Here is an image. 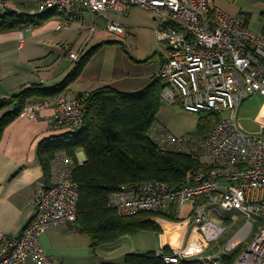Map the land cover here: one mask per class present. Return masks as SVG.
<instances>
[{
    "label": "built area",
    "instance_id": "2783aa9c",
    "mask_svg": "<svg viewBox=\"0 0 264 264\" xmlns=\"http://www.w3.org/2000/svg\"><path fill=\"white\" fill-rule=\"evenodd\" d=\"M16 3H34L41 13L58 11L62 16L54 23L55 32L71 29L69 15L75 9L89 11L105 20L108 33L129 45L134 38L129 27L106 15L122 17L141 7L156 16L158 41L167 46L158 74L164 85L162 101L193 114L214 113L221 118L203 135L177 137L155 127L152 135L158 145L189 155L203 167L190 172L182 187L155 180L125 184L110 197L109 207L124 217L152 213L179 219L183 208L190 207L182 222L175 224L180 236L178 243L169 247L172 255L157 252L165 264L199 260L226 264L225 258L242 245L245 250L232 264H264V118L259 119L263 126L259 134L247 133L238 120L249 98L264 97V35L250 30L248 17L211 6L209 0H0V7ZM90 33L95 34L96 28ZM77 57L70 55L72 60ZM51 106L52 131L67 133L82 128L86 107L79 97L59 95L31 101L23 116L37 120ZM230 111L235 118H223ZM75 167L66 154L53 160L49 183L34 202V219L19 237L0 234V264H23L29 259L52 264L41 237L78 219L80 191L74 181ZM218 219H233L234 225L242 220L245 223L221 256L203 259L202 253L228 230Z\"/></svg>",
    "mask_w": 264,
    "mask_h": 264
},
{
    "label": "trees",
    "instance_id": "16d2710c",
    "mask_svg": "<svg viewBox=\"0 0 264 264\" xmlns=\"http://www.w3.org/2000/svg\"><path fill=\"white\" fill-rule=\"evenodd\" d=\"M58 11L38 16L6 14L0 17V32L19 29H38L51 17H61ZM93 50L77 63L74 70L58 86L46 89L31 86L9 99H0V142L5 130L18 120L32 99H47L62 95L83 74L94 54ZM163 83L155 78L144 90L123 93L104 86L89 94H81L86 107L85 122L80 130L62 133L40 142L38 159L49 183L51 163L60 154L70 156L76 163L74 181L79 186L78 219L74 223L80 232L89 236L91 246L97 248L113 244L119 239L141 232L161 234L152 221L158 215L143 213L131 217L118 215L109 207L110 197L125 184L143 181H161L182 187L187 175L203 167L200 161L158 145L153 138L158 114L162 106ZM221 118L207 113L199 118V135L210 133ZM209 131V132H208ZM82 150L86 162L80 164L77 153ZM180 220L175 215H160ZM246 246L225 258L232 264ZM164 253L172 255L170 248ZM117 264V263H103ZM122 264H165L157 252L126 254ZM180 264H209L207 261H185Z\"/></svg>",
    "mask_w": 264,
    "mask_h": 264
},
{
    "label": "rangeland",
    "instance_id": "374dc122",
    "mask_svg": "<svg viewBox=\"0 0 264 264\" xmlns=\"http://www.w3.org/2000/svg\"><path fill=\"white\" fill-rule=\"evenodd\" d=\"M13 5L17 7L16 10L20 14L27 16L42 14L38 5L34 3ZM109 16L114 22L129 27L134 35L130 45L132 44L134 48L117 36L108 33L103 18L96 20V25H94L96 33L92 35L89 27L93 25L94 19H89L90 16H87L88 18L86 17L84 22L73 21L71 29L62 32L53 30L57 17H51L45 22V25L48 26L46 31L33 37L31 34V38L29 40L26 38L25 42L27 45L38 47L34 52L36 57H47V61L60 59L64 61L62 64L64 66L70 63L71 53L77 54L79 57L77 63H79L85 55L96 50L87 65V76L97 79L98 83L99 81L111 82L114 79L126 90L140 88L142 91L157 78L167 54V46L160 43L156 35L158 28L156 16L141 7L133 8L122 17L113 13ZM250 30L258 36L264 35V3L252 8ZM263 109L264 97L261 95L249 98L242 105L238 120L244 131L249 134H259L263 131V126L259 122L260 112ZM200 117H207V113L193 114L180 106H172L165 102H162L158 114V120L164 122L166 126L169 125L170 133L177 137L189 134L198 135ZM228 117L235 118V113L230 111L223 115V118ZM205 133L203 132V134ZM188 210L183 209L184 218L188 215ZM155 218L153 222L162 230V235L169 234V224L182 222L181 218L180 220L162 216ZM218 220L228 230L219 241L212 243L202 253L203 259L221 256L229 240L242 229L245 223L242 220L234 225L233 219ZM77 229L75 224H66L47 232L54 239L53 245L59 249L60 259L58 262L61 264L62 262H64L63 264H103L107 262L122 264L126 254H146L163 250L159 239L161 234L151 232H141L134 236L123 237L113 244L104 245L94 250L90 247L91 241L86 234L77 233ZM175 237L176 235H174Z\"/></svg>",
    "mask_w": 264,
    "mask_h": 264
},
{
    "label": "crops",
    "instance_id": "0c3cea01",
    "mask_svg": "<svg viewBox=\"0 0 264 264\" xmlns=\"http://www.w3.org/2000/svg\"><path fill=\"white\" fill-rule=\"evenodd\" d=\"M209 3L211 6H221L232 15L245 14L248 17V27L250 28L252 8L264 3V0H209ZM8 9L16 10L17 7L15 5L0 7V17L10 14ZM109 14L112 13H108L106 16L111 19ZM69 16L72 18V23L73 21L84 22L85 18L90 16L89 19H94V22L89 29L94 28L96 20L102 18L80 9H75ZM47 27L45 25L38 29L29 28L0 32V99H9L31 86H41L46 89L54 88L60 85L76 67L79 57L72 60L69 56L70 63L64 66L62 65L64 61L60 59L47 61V57H36L34 52L38 47L27 45L26 38L29 40L31 34L33 37L43 33L47 30ZM87 68L82 76L62 95L78 98L81 94H89L104 86L113 87L123 93H136L140 90V88H138L139 90L137 88L136 90H126L122 88L121 84L118 85V82L114 79L111 82L99 81L98 83L97 79L87 76ZM52 98H36L32 101L50 100ZM8 110L0 112V118ZM53 114L54 106L47 108L37 120L22 115L4 132L0 142V234L19 237L35 217L34 202L40 197L43 188L48 184L44 168L38 159V146L43 140L62 134L54 132L50 128L49 120ZM260 117L259 119H261ZM157 125L171 132L170 126H166L164 122L158 120ZM77 160L80 163L86 162V155L82 150L77 153ZM183 209H189L188 212L190 211L189 206H185ZM180 218L183 219L184 216L181 215ZM172 225L175 226V224ZM77 231V233H82L79 229ZM47 232L41 237V245L46 253L52 257V264H61L58 262V259H60L59 249L53 245L54 239ZM86 236L89 238L88 235ZM159 239L161 249L173 245L171 241L167 240V234H161ZM174 239L176 240V237ZM90 247H92L91 243ZM23 264L36 263L29 259Z\"/></svg>",
    "mask_w": 264,
    "mask_h": 264
},
{
    "label": "bare ground",
    "instance_id": "6f19581e",
    "mask_svg": "<svg viewBox=\"0 0 264 264\" xmlns=\"http://www.w3.org/2000/svg\"><path fill=\"white\" fill-rule=\"evenodd\" d=\"M260 118H264V109L262 111V114H261ZM174 233L176 235L177 242L174 239ZM178 235H180V231H178V226H174V225L169 226V234L167 235V240L171 241L173 243V245H175L176 243H178V237H179Z\"/></svg>",
    "mask_w": 264,
    "mask_h": 264
},
{
    "label": "water",
    "instance_id": "95a60500",
    "mask_svg": "<svg viewBox=\"0 0 264 264\" xmlns=\"http://www.w3.org/2000/svg\"><path fill=\"white\" fill-rule=\"evenodd\" d=\"M10 13L17 14L18 12L16 10H9Z\"/></svg>",
    "mask_w": 264,
    "mask_h": 264
}]
</instances>
